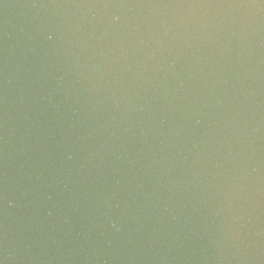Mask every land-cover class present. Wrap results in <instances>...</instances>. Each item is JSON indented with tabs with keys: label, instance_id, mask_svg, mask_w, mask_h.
Listing matches in <instances>:
<instances>
[{
	"label": "water",
	"instance_id": "obj_1",
	"mask_svg": "<svg viewBox=\"0 0 264 264\" xmlns=\"http://www.w3.org/2000/svg\"><path fill=\"white\" fill-rule=\"evenodd\" d=\"M0 264H264V0H0Z\"/></svg>",
	"mask_w": 264,
	"mask_h": 264
}]
</instances>
